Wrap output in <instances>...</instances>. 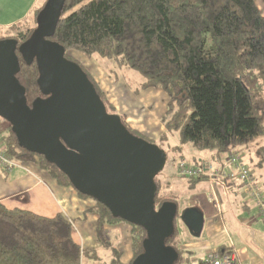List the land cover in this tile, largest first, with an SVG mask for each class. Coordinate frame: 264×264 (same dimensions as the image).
<instances>
[{
  "label": "trees",
  "instance_id": "16d2710c",
  "mask_svg": "<svg viewBox=\"0 0 264 264\" xmlns=\"http://www.w3.org/2000/svg\"><path fill=\"white\" fill-rule=\"evenodd\" d=\"M46 2L35 10L30 21L11 28L14 35L0 40L12 38L20 45L30 39ZM51 40L62 45L66 58L73 62L71 52L76 51L87 58L113 61L121 71L139 72L144 82L137 92L164 91L169 101L161 118L166 132L160 140L170 149L161 148L167 155L173 154L174 163L177 158L186 160L183 146L187 144L215 153L218 159L220 154L250 148L264 138V13L257 0H66ZM18 56L17 79L32 106L44 97L38 85V66ZM80 66L95 85L107 112L117 114L91 73ZM121 118L132 134L141 137ZM0 120L7 125L0 131V138L11 159L36 162L59 185L73 187L56 165L21 148L12 126ZM174 132H180L181 146L171 148L169 135ZM256 152L260 163H264V146ZM203 181L197 178L188 183L195 186ZM156 183L158 208L167 201L177 203L176 195L157 178ZM94 212L99 217L98 242L108 248L109 227L127 222L115 218L100 203ZM129 225L133 264L144 251L147 233ZM176 237L177 227L167 245L179 252L176 264H183V251ZM113 253V264H122L118 250ZM84 256L92 257L75 242L72 222L65 215L46 218L26 210H9L0 203V264H82ZM199 264L206 263L201 260Z\"/></svg>",
  "mask_w": 264,
  "mask_h": 264
},
{
  "label": "water",
  "instance_id": "95a60500",
  "mask_svg": "<svg viewBox=\"0 0 264 264\" xmlns=\"http://www.w3.org/2000/svg\"><path fill=\"white\" fill-rule=\"evenodd\" d=\"M66 0H47L30 39L0 40V118L21 148L56 165L82 195L104 205L118 219L143 228V253L133 264H176L179 252L167 245L176 222L193 238L202 235L199 208L180 212L176 202L156 204V178L168 155L159 145L132 134L119 114H109L83 68L66 58L55 36ZM39 70L43 98L30 106L19 83L20 60Z\"/></svg>",
  "mask_w": 264,
  "mask_h": 264
},
{
  "label": "crops",
  "instance_id": "0c3cea01",
  "mask_svg": "<svg viewBox=\"0 0 264 264\" xmlns=\"http://www.w3.org/2000/svg\"><path fill=\"white\" fill-rule=\"evenodd\" d=\"M43 2L44 0H0V32L7 33L13 26L30 21ZM90 73L96 84L106 93L117 114L125 118L134 132L147 140L158 141L160 147H165V143L160 140L166 132L161 118L167 111L169 101L164 91L148 89L137 92L139 89L131 86L120 72H113V78L101 69H91ZM259 141L250 148L239 147L234 150L244 153L245 162L253 170L254 182L264 194V163H260L256 152L264 144L261 142L263 139ZM168 144L175 148L169 141ZM226 154H220L216 159L215 153L209 152L208 157L198 153L194 155L191 163L199 166L213 162L217 167H223L228 158V152ZM167 180L169 179L164 178L166 183ZM202 183H205L208 190L205 198L200 201L195 195L184 208L195 207L203 212L205 224L202 234L204 233L205 238L197 243L181 244L180 248H189L190 253L194 251L192 248H204L202 260L209 251L231 249L237 254L241 264H264V216L259 214L257 204L246 187L238 182L204 178L203 182L195 186L189 184L188 193L203 191ZM173 185L178 186L176 183ZM167 187L172 189V184ZM167 187L168 192H173ZM176 197L178 204V196ZM0 203L9 210H26L46 218L65 215L72 222L75 242L92 255L84 256L82 264H113L114 249L120 253L122 264L133 261L131 226L118 222L109 227L108 240L111 246L102 247L97 238L99 217L94 212L97 202L92 198L81 197L74 187L59 185L36 162L19 163L8 174L0 170ZM184 228L187 230L185 226ZM128 237L131 239L130 249L124 252L120 246Z\"/></svg>",
  "mask_w": 264,
  "mask_h": 264
},
{
  "label": "rangeland",
  "instance_id": "374dc122",
  "mask_svg": "<svg viewBox=\"0 0 264 264\" xmlns=\"http://www.w3.org/2000/svg\"><path fill=\"white\" fill-rule=\"evenodd\" d=\"M258 6L261 9V11L264 13V0H257ZM14 35V32L10 30H8L7 33H2L0 32V39L1 38H6L9 36ZM72 57L74 59V61L78 62L80 65H82L83 67H85V69L90 72L91 69L94 70H99L101 69L102 71H104L109 77L113 78L115 76V74L113 72H120L119 74H124V78L127 80V82L129 84H131V86L133 87H137V89H140L141 84L144 82V78L143 76L137 72V71H133V70H119L115 63L112 62H108L105 60L100 59L97 56H94L93 58H87L86 56H84L81 53H78L76 51H72L71 52ZM90 69V71H89ZM113 71V72H111ZM93 77V76H92ZM94 78V77H93ZM7 125L4 121L0 120V131L3 129H6ZM145 139V138H144ZM262 144H264V138H260L258 139V141H256V143L254 145H256L258 142H260L259 140H262ZM147 140V139H145ZM150 143H157L156 145H161L158 141H152V140H147ZM169 142L172 146L174 147H178L181 146V137H180V132H174L173 134L169 135ZM253 146V145H252ZM165 147H167V145L165 144ZM168 148V147H167ZM198 153H202L205 155V157H208L207 154H209V151H203V150H199L196 147H194L192 144H187L185 146H183V156L185 157V159H187V161L189 162H193V158L195 157L194 155L198 154ZM224 156H226V153H223ZM178 160H181L180 158L176 159V162H173V154H171V152H169L168 155V162L166 164V167L164 169V171L157 176V180L160 181L163 186L167 187L169 184H172V189L167 187V189L169 188L171 191H173L172 193L174 195L178 196V204H179V208H180V212L184 211V206H186L187 204H189V202L191 200H193V197L195 195H197V199H199L200 201H202L205 198V194L208 190H206L205 187V183L203 185H201V188L203 191H200L198 193H191L189 194V183L188 180L183 179L181 177L178 176V172H177V162ZM164 178H168L169 180H167V184L164 181ZM173 183H176L178 186H174ZM175 187L176 190H175ZM183 209V210H182ZM177 237H176V241H179V244H185V243H197L200 242V240H202L204 237V233L202 234V236L199 239L196 238H192L191 235L188 233V231L184 228V226L181 224L179 218L177 219ZM220 240V238H219ZM116 245L117 240H115ZM217 244L219 243L218 241L216 242ZM130 245H131V239L130 237L127 238V240L125 239V241L121 244L120 249L124 252L129 251L130 249ZM183 251V264H199V262L203 259L202 253L204 251V248H192V251L190 253L189 248H180Z\"/></svg>",
  "mask_w": 264,
  "mask_h": 264
},
{
  "label": "built area",
  "instance_id": "2783aa9c",
  "mask_svg": "<svg viewBox=\"0 0 264 264\" xmlns=\"http://www.w3.org/2000/svg\"><path fill=\"white\" fill-rule=\"evenodd\" d=\"M19 166V163L11 159L4 151L3 141L0 138V170L4 174L12 172ZM178 176L186 179L207 178L209 180H220L238 182L243 184L256 202L259 214L264 216V194L256 185L253 178V170L244 160L242 151L231 150L223 167H217L213 162L195 166L186 160L177 162ZM204 262L206 264H241L236 253L231 249H217L209 251Z\"/></svg>",
  "mask_w": 264,
  "mask_h": 264
}]
</instances>
